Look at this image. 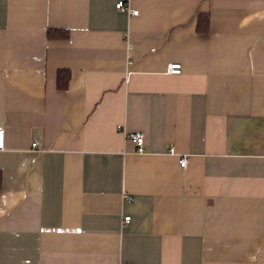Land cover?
Wrapping results in <instances>:
<instances>
[{
    "label": "crops",
    "instance_id": "1",
    "mask_svg": "<svg viewBox=\"0 0 264 264\" xmlns=\"http://www.w3.org/2000/svg\"><path fill=\"white\" fill-rule=\"evenodd\" d=\"M0 126V264H264V0H0Z\"/></svg>",
    "mask_w": 264,
    "mask_h": 264
},
{
    "label": "built area",
    "instance_id": "2",
    "mask_svg": "<svg viewBox=\"0 0 264 264\" xmlns=\"http://www.w3.org/2000/svg\"><path fill=\"white\" fill-rule=\"evenodd\" d=\"M116 7L129 12L132 15H137L138 11L135 9H131L129 5H125L122 1H119L116 3ZM168 71L172 74H178L181 72V64L178 62H173L169 64L168 67ZM117 128L119 130H121L124 134V136L126 137V139H128L130 142L133 143L134 147H135V151L137 152H142L143 151V140H144V136L143 133L141 131H125L123 130V128L121 127V125H118ZM36 142L32 143V146H35ZM4 147V129L0 126V149H3ZM171 152H173V150H170ZM186 162L185 157H180L179 158V164L181 166H184ZM129 219V216H125V221H127ZM132 264V263H129Z\"/></svg>",
    "mask_w": 264,
    "mask_h": 264
},
{
    "label": "trees",
    "instance_id": "3",
    "mask_svg": "<svg viewBox=\"0 0 264 264\" xmlns=\"http://www.w3.org/2000/svg\"><path fill=\"white\" fill-rule=\"evenodd\" d=\"M197 30L206 32L208 30V15L199 14L197 18ZM47 36L49 38H66L68 36L67 30H47ZM69 81V72L67 70H60L57 74V87L59 89H65Z\"/></svg>",
    "mask_w": 264,
    "mask_h": 264
}]
</instances>
